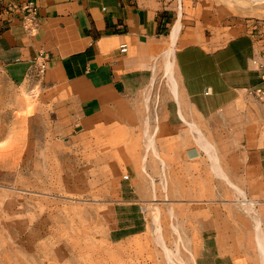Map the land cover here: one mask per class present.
Here are the masks:
<instances>
[{"label": "crops", "instance_id": "0c3cea01", "mask_svg": "<svg viewBox=\"0 0 264 264\" xmlns=\"http://www.w3.org/2000/svg\"><path fill=\"white\" fill-rule=\"evenodd\" d=\"M29 2L37 7L35 33L24 21ZM262 67L264 5L0 0V133L23 114L37 163L92 172L100 160L117 164L111 197L68 202L75 232L139 231L142 198H200V180L218 173L215 162L240 197L264 203V99L254 93ZM3 179L0 173V246L13 196Z\"/></svg>", "mask_w": 264, "mask_h": 264}, {"label": "rangeland", "instance_id": "374dc122", "mask_svg": "<svg viewBox=\"0 0 264 264\" xmlns=\"http://www.w3.org/2000/svg\"><path fill=\"white\" fill-rule=\"evenodd\" d=\"M221 1L264 5L249 0ZM28 104L31 107L35 103ZM22 115L15 113L12 120L7 119L6 123L12 121L13 126L6 135L0 133V139L8 142V148L0 149V173L13 188L3 217L0 264H85L82 247L108 244L123 249L116 259L124 264H152V255L159 264H261L254 216L260 218L259 225L264 229V203L240 197L238 183L223 173H211L200 180V198L180 202V198H142L136 207L146 225L130 235H118L100 225L87 232L73 231L67 219L68 202L106 200L116 192L117 182L109 175L99 184L91 167L53 165L52 160L37 163L35 151L27 149L34 139L21 124ZM31 153L33 157L29 156ZM32 168H40L46 174L31 175ZM86 172L91 174L84 177ZM158 185L164 189V182ZM197 185L190 182L189 188ZM182 204L190 210L181 209ZM187 217L191 220L187 221ZM159 235H163L167 249L158 243ZM249 236L248 253L245 244ZM147 240L152 243L145 245ZM100 256L104 262L111 261L108 254L100 252H93L88 259L95 261Z\"/></svg>", "mask_w": 264, "mask_h": 264}, {"label": "bare ground", "instance_id": "6f19581e", "mask_svg": "<svg viewBox=\"0 0 264 264\" xmlns=\"http://www.w3.org/2000/svg\"><path fill=\"white\" fill-rule=\"evenodd\" d=\"M228 1V0H227ZM251 2H255V3H264V0H249ZM241 3V2H240ZM170 80H173L172 78V75L170 74ZM117 146L115 147H111L109 149V152L108 154H110L111 158H116L117 157V150H116ZM207 150H208V147H206ZM209 151V150H208ZM30 157H33V156H30ZM181 157H185V154L182 153ZM103 161H99L95 164V166L93 168H96L93 172L91 171V173H93V175H98L99 179H97L98 183L99 184H102L105 179L107 178L108 175L110 174H114L116 175L118 173V169L116 167V162L115 160H113V162H111L109 165L105 166L103 165L102 163ZM215 169L219 172L220 171V168L218 166V164L215 162ZM97 171H98V174H97ZM101 173H100V172ZM31 175H34V176H38V177H42L44 174V171L40 168H32L31 169ZM221 174V173H220ZM83 176L87 177L88 175L84 174ZM78 176L75 177V180H78L77 178ZM96 182V184H97ZM254 219L257 221L258 223V231H257V237H258V247H259V250H260V255H261V264H264V229L261 227V225H259L260 223V218L258 216H254ZM43 224L46 223V221H42ZM251 236H249V240H247L246 244H245V251H247L249 253V248H250V245H251ZM157 241L159 244H161L163 246V248L167 249V242L165 241V239L163 238V235H159L157 236ZM152 242L151 240H147L144 242L145 245H150ZM80 252L83 254V257L85 258L83 260V263L85 264H122L123 262L118 258V255L119 253L123 252V249L121 247H118V246H115V245H106V246H97V245H88V246H84L81 248ZM95 253V252H100L102 253L103 255L104 254H108L110 257H111V261L110 262H104V258L100 256V259L99 260H91V259H88L90 257V255L92 253ZM229 257V256H227ZM250 259V258H249ZM151 262L152 264H159L158 260L156 259V256L152 255L151 257ZM251 260V259H250ZM170 262H172V260H170ZM124 264V263H123ZM138 264H148L146 263V261L144 262H140Z\"/></svg>", "mask_w": 264, "mask_h": 264}, {"label": "built area", "instance_id": "2783aa9c", "mask_svg": "<svg viewBox=\"0 0 264 264\" xmlns=\"http://www.w3.org/2000/svg\"><path fill=\"white\" fill-rule=\"evenodd\" d=\"M24 21L28 25L29 31L35 33L39 29L37 20V7L33 2H29L24 6ZM262 69L261 83L255 88L254 93L259 99H264V67Z\"/></svg>", "mask_w": 264, "mask_h": 264}]
</instances>
